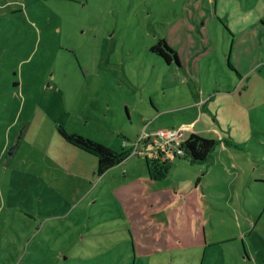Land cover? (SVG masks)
I'll list each match as a JSON object with an SVG mask.
<instances>
[{
  "label": "rangeland",
  "instance_id": "1",
  "mask_svg": "<svg viewBox=\"0 0 264 264\" xmlns=\"http://www.w3.org/2000/svg\"><path fill=\"white\" fill-rule=\"evenodd\" d=\"M183 1L0 0V264H264V62L240 79L219 28L203 78L168 85L150 48ZM216 12L248 38L264 0ZM186 120L212 158L161 153L152 180L145 141ZM60 126L132 153L100 175Z\"/></svg>",
  "mask_w": 264,
  "mask_h": 264
},
{
  "label": "crops",
  "instance_id": "2",
  "mask_svg": "<svg viewBox=\"0 0 264 264\" xmlns=\"http://www.w3.org/2000/svg\"><path fill=\"white\" fill-rule=\"evenodd\" d=\"M183 3L181 11L176 13L171 26L163 36L177 50L182 60L180 64L175 61L170 63L174 64V67L173 73L166 79L168 85L181 84L190 79L195 81L197 76L203 78V63L215 50L214 42L219 39V28L224 30L228 40L232 39L233 45L237 41L239 53H236V63L232 61V49L227 53V58L237 70L229 67L236 71L241 77L240 79L246 74V78L248 77L255 63L264 62V38L261 36V33L264 32V18L258 26V32L253 33L250 31L248 32V38H245L241 35L238 36L239 33H235L231 26L217 15L218 0H184ZM220 87L221 89L225 88L222 84ZM236 88L239 90L241 87L237 86ZM152 103L156 107L154 100ZM198 104L199 102L195 101L185 107H196ZM142 119L144 120V117ZM186 121L185 124L192 126L190 120ZM165 127L167 128V126ZM192 129L189 131L197 132ZM167 156L171 158L170 154Z\"/></svg>",
  "mask_w": 264,
  "mask_h": 264
},
{
  "label": "trees",
  "instance_id": "3",
  "mask_svg": "<svg viewBox=\"0 0 264 264\" xmlns=\"http://www.w3.org/2000/svg\"><path fill=\"white\" fill-rule=\"evenodd\" d=\"M150 49L162 56L168 63L175 61L180 64V61L182 62L177 50L164 37L160 38ZM228 63L231 68L237 70L229 59ZM59 130L68 142L98 157L97 171L100 175L116 164L121 163L132 153V150H127L126 148H123L120 152L116 151L104 143L77 133H70L62 126L59 127ZM216 146V139L205 137L194 131H187V135L181 145L184 151L183 154H178L176 153L177 151L170 148L157 150L151 148L145 152L150 177L152 180L160 181L168 175L170 162L162 160L160 158L161 153H166L167 155L175 154L174 156L187 158L192 163H205L212 158ZM136 152L140 154L138 150Z\"/></svg>",
  "mask_w": 264,
  "mask_h": 264
},
{
  "label": "built area",
  "instance_id": "4",
  "mask_svg": "<svg viewBox=\"0 0 264 264\" xmlns=\"http://www.w3.org/2000/svg\"><path fill=\"white\" fill-rule=\"evenodd\" d=\"M191 129L192 126L188 124H185L180 128H170V127L160 128V130L156 133L154 137L149 135L148 139L145 141L147 144H145L142 150L148 151L151 148L155 150L170 148L173 149L174 151H177L176 153L178 154H183L184 151L182 150L181 145L185 139V136L187 135V130H191ZM145 139L146 138L144 137L139 139L137 150L141 148L140 144Z\"/></svg>",
  "mask_w": 264,
  "mask_h": 264
}]
</instances>
